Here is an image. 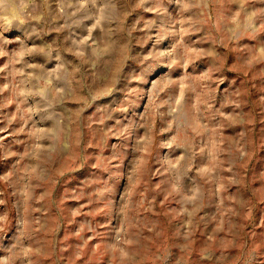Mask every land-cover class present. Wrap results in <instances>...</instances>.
Returning a JSON list of instances; mask_svg holds the SVG:
<instances>
[{
	"label": "rangeland",
	"instance_id": "1",
	"mask_svg": "<svg viewBox=\"0 0 264 264\" xmlns=\"http://www.w3.org/2000/svg\"><path fill=\"white\" fill-rule=\"evenodd\" d=\"M115 6L124 25V30L117 34L120 54L110 64L89 66L75 74L72 87L77 89L76 94L64 101L73 116L81 106L80 97L89 87L104 90L125 63L130 74L131 68L154 50L156 29L146 28L149 21H156L167 30L169 34L159 50L171 51L181 39L180 22L189 18V14H182V0H115ZM156 8L161 11L152 10ZM236 10L237 5L223 0L199 16L205 21L202 30L186 43H202L194 44V51L190 48L189 54L212 51L213 40L220 36L217 22ZM84 23L90 28L94 21ZM86 28L80 32L81 38L88 37ZM68 34L66 30L59 35L64 58L79 65L75 52L67 50L71 42L64 37ZM100 35L93 32V36ZM17 37L23 39L24 34L15 28H0V40L5 41L0 47L8 53L0 57V68L20 50L15 42ZM262 47L264 34L216 46L225 59L220 71L213 73L210 85L216 90L212 104L215 114L206 113L212 119L200 122L208 123L209 128L221 126V131L218 136L208 131L188 137L197 154L194 164L188 166V176L181 177V186L186 189L185 196L191 197L201 188L203 195L187 214L182 211L179 194L172 191L167 171V161L178 160L184 152L170 154L162 146L171 137L153 115L150 86L144 89L143 102L136 110L141 127L130 141L107 135L119 116L101 128L95 123L100 119L97 108L85 113L83 125L73 123L70 139L64 135L53 138L47 130L53 128L54 120L44 118L49 112L27 113V109L40 105V97L30 95L24 104H19L20 98L13 100L12 90L19 78L10 75L11 68L0 71V88L10 86L0 92V200L4 201L0 214L7 213L13 225L7 239L0 241V264H264ZM27 59L29 64H40L46 73L57 68L56 63L49 64L40 57ZM212 63L210 56L200 58L193 75H202ZM27 71L31 75L30 67ZM164 72V68L159 69L150 84L161 80ZM176 79L182 77L177 74ZM220 79L223 83L217 84L215 81ZM131 87L137 85L133 83ZM120 88L113 109L121 106L127 94L126 83ZM183 88V83H177L169 94L179 98ZM198 99V94H189L188 103L194 111ZM229 100L240 107L235 108ZM53 107L56 113L62 111L59 105ZM229 116L234 119L228 120ZM60 126L64 127V121ZM238 140L243 144L242 153H237ZM216 145L224 151L216 152ZM201 147H205L203 152H199ZM229 149L234 156L229 155ZM114 154L123 161L118 181L112 179L113 173L109 171L118 163L112 159ZM230 159L236 161L233 171H228ZM217 161L223 169L219 178L224 182L223 189L220 182L206 180L214 175L208 170ZM233 180L236 183H231ZM114 183L119 189L115 210L111 193L100 195L101 189ZM24 224L32 227L24 231ZM18 237L23 239L24 250L30 255L12 261V247Z\"/></svg>",
	"mask_w": 264,
	"mask_h": 264
},
{
	"label": "clouds",
	"instance_id": "2",
	"mask_svg": "<svg viewBox=\"0 0 264 264\" xmlns=\"http://www.w3.org/2000/svg\"><path fill=\"white\" fill-rule=\"evenodd\" d=\"M182 2V14H189V18L180 22L181 39L177 46L171 51L159 50L169 33L161 24L149 21L146 28L156 29L154 50L144 56L136 67L131 68L130 74L128 64L125 63L123 68L118 69L110 86L104 90L96 91L89 87L86 94L80 97L81 106L74 116L64 101L76 94L77 89L72 87L75 74L89 66H97L105 62L110 64L113 58L120 54L117 34L124 30V25L122 17L116 9L115 0H0V28L5 31L15 28L24 34L23 39L17 37L15 41L19 43L20 50L9 57L8 64L4 68H0V71L11 68L10 75L13 78H19V82L12 88L13 100L19 97V104H24L30 95L40 97V105L37 108L27 109V113L49 112L50 114L45 115L44 118L54 120L53 128L47 130L53 138L64 135L70 139L73 123L83 125L85 113L97 108L100 110V119L95 123L103 128L118 114L119 118L115 119V125L109 129L107 135L115 134L122 141H130L133 134L138 133L141 127L137 123L136 110L141 107L143 102L144 89L150 86V103L153 115L164 125L163 132L171 137L162 146L167 148L170 154L179 153L181 150L184 152V155L180 156L178 160L169 159L167 161V171L170 174L169 183L173 184L172 191L179 194L183 205L182 211L187 214L189 207L195 205L203 195L201 188L193 196H185L186 189L181 186V177L188 176V166L194 164L193 157L197 154L193 151L194 146L188 137L190 134L198 137L208 131L218 136L221 131V126L209 128L208 123L200 122L212 119V116L206 115V113L215 114L212 104L216 90L210 85L214 81L213 73L220 71L225 59V54L217 52L216 46L240 43L243 37L255 39L264 34V0H228L229 3L237 5V10L217 22L216 29L220 36L213 40L212 51H201L195 55H190L189 49L192 48L194 51V44L202 43V41L198 40L188 44L186 40L202 30L205 21L198 17L206 14L211 6L218 5L223 0H182ZM152 10L161 11L159 8ZM61 20L63 23H60ZM85 21H94V23L90 28H86ZM113 24L116 26L113 27ZM85 28L88 37L81 38L80 32ZM66 30L69 34L64 37V40L71 42L67 50L75 52L80 61L79 65L74 66L64 58V49L59 41V35ZM96 31L101 33L99 37L93 36V32ZM53 33L56 34L55 37ZM148 39L151 40L152 37L149 36ZM0 43H5V41L0 40ZM6 43H13V41ZM261 52H264V47L261 48ZM6 55L8 53L0 47V57ZM206 56L212 58V66L202 75H193L197 70L199 59ZM30 57L43 58L49 64L56 63L57 68L54 72L46 73L40 64H29L27 58ZM15 65H21V67H14ZM251 66L252 62H249L248 67ZM29 67L32 70L31 75L27 71ZM161 68L165 69L163 78L150 84L152 76ZM177 74L182 79H176ZM215 82L220 84L223 83V80ZM125 83L128 86L127 94L120 102L121 106L113 109L114 97L119 95L120 86ZM133 83L137 87H131ZM177 83L184 84L179 98L169 94ZM25 85L30 86L25 87ZM9 87V85H5L4 88H0V92ZM190 93H196L199 96L195 111L194 106L188 103ZM164 96H167V99H164ZM228 103H235V108L240 107V104L234 100H229ZM54 105H59L62 111L56 113ZM19 110L22 111V109ZM227 119L233 120L234 118L229 116ZM61 121H64V127L60 126ZM11 123L12 120H9V124ZM23 130L21 129V131ZM241 138H243V134ZM236 144L240 145L237 153H242L243 144L239 140L236 141ZM205 147H201L199 152H203ZM222 151L224 149L216 145V152ZM229 155L234 156L235 153L229 149ZM112 159L118 163L112 165L109 171L113 173L112 179L118 181L121 178L118 170L123 161L119 155L115 154ZM235 162V159L228 161V171H233ZM222 170L221 162L217 161L208 170L214 175L206 177V180L220 182L223 189L224 182L219 179ZM231 183H236V181L233 180ZM106 192L111 193L112 207L115 210V200L119 196L118 185L114 183L110 188L101 189L100 195L103 196ZM3 203L4 201L0 200V204ZM12 226L8 214H0V241L7 239ZM31 227V224L23 225L24 231ZM24 231L21 232V237H23ZM12 251V261L30 255L29 251L24 250L23 239L20 237L13 244ZM254 254L255 250L252 255Z\"/></svg>",
	"mask_w": 264,
	"mask_h": 264
}]
</instances>
